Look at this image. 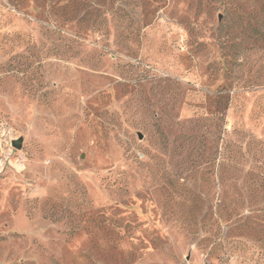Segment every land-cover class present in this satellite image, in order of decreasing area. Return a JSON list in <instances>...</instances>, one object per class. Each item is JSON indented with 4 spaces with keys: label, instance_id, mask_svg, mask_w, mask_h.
<instances>
[{
    "label": "rangeland",
    "instance_id": "374dc122",
    "mask_svg": "<svg viewBox=\"0 0 264 264\" xmlns=\"http://www.w3.org/2000/svg\"><path fill=\"white\" fill-rule=\"evenodd\" d=\"M261 6L0 0V264H264Z\"/></svg>",
    "mask_w": 264,
    "mask_h": 264
},
{
    "label": "water",
    "instance_id": "95a60500",
    "mask_svg": "<svg viewBox=\"0 0 264 264\" xmlns=\"http://www.w3.org/2000/svg\"><path fill=\"white\" fill-rule=\"evenodd\" d=\"M13 145L15 146V147H19V140H15L14 142H13Z\"/></svg>",
    "mask_w": 264,
    "mask_h": 264
},
{
    "label": "trees",
    "instance_id": "16d2710c",
    "mask_svg": "<svg viewBox=\"0 0 264 264\" xmlns=\"http://www.w3.org/2000/svg\"><path fill=\"white\" fill-rule=\"evenodd\" d=\"M262 8L264 9V6H261V8H260V9H262ZM260 9L258 10L259 12H261V11H260ZM259 12H258V13H259Z\"/></svg>",
    "mask_w": 264,
    "mask_h": 264
}]
</instances>
